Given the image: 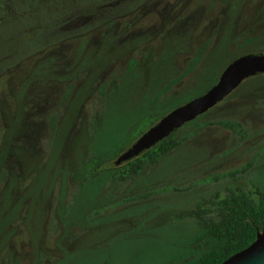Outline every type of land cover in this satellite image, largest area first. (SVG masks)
Wrapping results in <instances>:
<instances>
[{
    "label": "rangeland",
    "instance_id": "374dc122",
    "mask_svg": "<svg viewBox=\"0 0 264 264\" xmlns=\"http://www.w3.org/2000/svg\"><path fill=\"white\" fill-rule=\"evenodd\" d=\"M259 49L264 0H0V264L190 261L200 228L178 212L264 190V74L178 129L186 142L138 177L110 169L132 135Z\"/></svg>",
    "mask_w": 264,
    "mask_h": 264
},
{
    "label": "trees",
    "instance_id": "16d2710c",
    "mask_svg": "<svg viewBox=\"0 0 264 264\" xmlns=\"http://www.w3.org/2000/svg\"><path fill=\"white\" fill-rule=\"evenodd\" d=\"M220 71L218 73H221ZM217 77L216 83L219 79ZM180 81L181 79L178 78L169 87L159 91L153 105L169 96L172 86H176ZM165 114L167 112L163 116ZM156 122L153 121L151 126ZM218 123L232 129L239 128V124L235 122L220 121ZM178 131L137 158L122 164L117 162L116 166L110 169V178L116 182L126 183L138 177L147 165H156L161 158L174 152L186 142L185 138L178 136ZM144 133L145 131H141L132 135L131 143ZM90 163L94 170L91 177L97 178L105 169L102 168L99 159H93ZM237 173L239 171L230 175L234 176ZM175 219H194L200 228L199 236L192 241L195 255L185 264H222L234 254L249 247L256 240L257 235L264 232V190L257 189L255 193H247L239 187L230 188L224 198L219 193L203 198L195 208L178 212Z\"/></svg>",
    "mask_w": 264,
    "mask_h": 264
},
{
    "label": "water",
    "instance_id": "95a60500",
    "mask_svg": "<svg viewBox=\"0 0 264 264\" xmlns=\"http://www.w3.org/2000/svg\"><path fill=\"white\" fill-rule=\"evenodd\" d=\"M264 74V53L246 54L231 62L217 83L205 94L174 109L146 131L118 158L122 164L150 150L184 125L204 115L252 77ZM222 264H264V232L246 249L234 254Z\"/></svg>",
    "mask_w": 264,
    "mask_h": 264
}]
</instances>
